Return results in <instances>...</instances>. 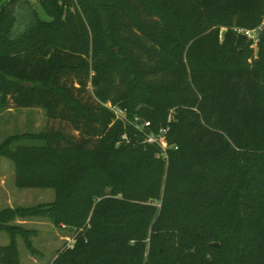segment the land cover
<instances>
[{"label": "trees", "instance_id": "trees-1", "mask_svg": "<svg viewBox=\"0 0 264 264\" xmlns=\"http://www.w3.org/2000/svg\"><path fill=\"white\" fill-rule=\"evenodd\" d=\"M39 2L49 18L0 10V103L43 108L48 126L0 153L18 187L56 196L0 211V264H21L17 232L32 246L18 216L76 227L53 264H264V31L256 53L235 30L264 0ZM107 102L153 130L173 111L178 148L158 157Z\"/></svg>", "mask_w": 264, "mask_h": 264}, {"label": "rangeland", "instance_id": "rangeland-1", "mask_svg": "<svg viewBox=\"0 0 264 264\" xmlns=\"http://www.w3.org/2000/svg\"><path fill=\"white\" fill-rule=\"evenodd\" d=\"M25 1H28L27 5L39 9L44 18H49L42 10L39 0ZM73 2L74 5H78V0H73ZM24 4L26 5L25 2ZM48 122L47 112L43 108H16L11 104L5 106L0 103V145L16 134L45 131ZM37 143L41 142L25 139L22 144ZM16 176L15 162L0 153V211L6 208L45 206L54 201L55 189L20 188L17 186ZM158 205H160L159 202ZM9 225L32 231L28 234L32 246H29L26 241V233L17 232L18 255L21 264H53L58 251L67 247L76 234L75 226L64 224L58 227L48 217L42 216H26V218L18 216ZM10 240L9 232L0 231V244H8Z\"/></svg>", "mask_w": 264, "mask_h": 264}, {"label": "built area", "instance_id": "built-area-1", "mask_svg": "<svg viewBox=\"0 0 264 264\" xmlns=\"http://www.w3.org/2000/svg\"><path fill=\"white\" fill-rule=\"evenodd\" d=\"M235 30L238 34L245 35L249 40L253 42L252 46L255 48V51L257 53L261 34L264 31V16L262 22L254 28H235ZM104 105L109 107L116 114L118 119L129 123L139 134H141L145 143L158 146L161 149L158 157H162L168 160L169 149L173 147L175 149L178 148L177 146L168 144L166 141V136L171 129V123L174 121L173 111L169 114L167 124L165 126L160 127L159 130H153L150 120H147L140 115H136L134 118H129L126 110L121 108L119 105H115L111 102L104 103ZM123 139L128 140V136L124 134ZM76 236L77 233L73 236L72 241L68 243V248H73L75 246Z\"/></svg>", "mask_w": 264, "mask_h": 264}, {"label": "crops", "instance_id": "crops-1", "mask_svg": "<svg viewBox=\"0 0 264 264\" xmlns=\"http://www.w3.org/2000/svg\"><path fill=\"white\" fill-rule=\"evenodd\" d=\"M10 0H0V10L5 6Z\"/></svg>", "mask_w": 264, "mask_h": 264}, {"label": "water", "instance_id": "water-1", "mask_svg": "<svg viewBox=\"0 0 264 264\" xmlns=\"http://www.w3.org/2000/svg\"><path fill=\"white\" fill-rule=\"evenodd\" d=\"M215 244H217V243H215Z\"/></svg>", "mask_w": 264, "mask_h": 264}]
</instances>
